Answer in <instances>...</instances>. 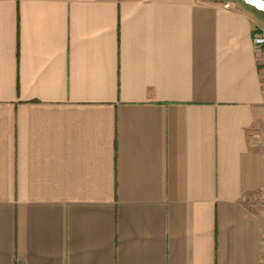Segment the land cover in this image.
I'll list each match as a JSON object with an SVG mask.
<instances>
[{
	"label": "crops",
	"instance_id": "obj_1",
	"mask_svg": "<svg viewBox=\"0 0 264 264\" xmlns=\"http://www.w3.org/2000/svg\"><path fill=\"white\" fill-rule=\"evenodd\" d=\"M261 32L244 0H0V264H264Z\"/></svg>",
	"mask_w": 264,
	"mask_h": 264
},
{
	"label": "built area",
	"instance_id": "obj_2",
	"mask_svg": "<svg viewBox=\"0 0 264 264\" xmlns=\"http://www.w3.org/2000/svg\"><path fill=\"white\" fill-rule=\"evenodd\" d=\"M253 47L259 51L260 60L264 65V32L255 34L252 38Z\"/></svg>",
	"mask_w": 264,
	"mask_h": 264
},
{
	"label": "water",
	"instance_id": "obj_3",
	"mask_svg": "<svg viewBox=\"0 0 264 264\" xmlns=\"http://www.w3.org/2000/svg\"><path fill=\"white\" fill-rule=\"evenodd\" d=\"M244 1H246L248 4H250V5H252V6H254V7H256V8H258V6H256L253 2H251L250 0H244ZM253 1H256V2H258V3H262V4H264V1H259V0H253ZM258 9H260V8H258ZM261 10H264V9H261Z\"/></svg>",
	"mask_w": 264,
	"mask_h": 264
},
{
	"label": "bare ground",
	"instance_id": "obj_4",
	"mask_svg": "<svg viewBox=\"0 0 264 264\" xmlns=\"http://www.w3.org/2000/svg\"><path fill=\"white\" fill-rule=\"evenodd\" d=\"M250 1L253 2L256 6H258V8H260V9H264V4H262V3H258V2L253 1V0H250Z\"/></svg>",
	"mask_w": 264,
	"mask_h": 264
}]
</instances>
